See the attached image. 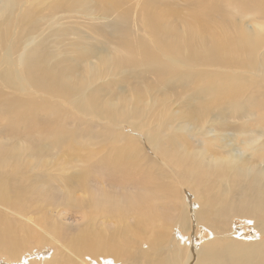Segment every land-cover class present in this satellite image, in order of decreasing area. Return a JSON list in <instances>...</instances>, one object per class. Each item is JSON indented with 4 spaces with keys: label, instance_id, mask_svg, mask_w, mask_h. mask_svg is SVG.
Segmentation results:
<instances>
[{
    "label": "bare ground",
    "instance_id": "1",
    "mask_svg": "<svg viewBox=\"0 0 264 264\" xmlns=\"http://www.w3.org/2000/svg\"><path fill=\"white\" fill-rule=\"evenodd\" d=\"M121 1L0 0V264H264V0Z\"/></svg>",
    "mask_w": 264,
    "mask_h": 264
},
{
    "label": "rangeland",
    "instance_id": "2",
    "mask_svg": "<svg viewBox=\"0 0 264 264\" xmlns=\"http://www.w3.org/2000/svg\"><path fill=\"white\" fill-rule=\"evenodd\" d=\"M133 2H135L134 0H132ZM130 2V0H123V1H121V5L119 6V8H118V10H117V12H121V11H124L123 9H125V7H126V9H128L129 7L130 8H132L133 6L131 5V6H128V5H130V4H132L133 2ZM145 0H142V6H143V2H144ZM160 4H158L157 5V2H156V9L157 10H159L160 8L158 7V6H161V7H164V6H175L174 5V0H171V2H170V0H157ZM123 2H125V3H123ZM126 3H127V5H126ZM173 3V4H172ZM134 4V7H133V9H130L129 10V12L130 13H134L135 12V10H136V5H135V3H133ZM123 6V7H122ZM148 6H151V5H148ZM153 6V5H152ZM259 7H262L263 9H264V6H259ZM125 9V10H126ZM131 10H133V12H131ZM160 11V10H159ZM182 11V10H181ZM180 10H178V12H181ZM169 12H172V9H171V7H170V9H169ZM116 13V12H115ZM114 13V14H115ZM255 13V12H254ZM253 13V14H254ZM56 14H58V13H56ZM113 14V15H114ZM169 18H170V20L172 19V21H173V16L172 15H170L169 14ZM82 22V21H81ZM72 25V24H71ZM83 25H85V22H82L81 23V25H77V24H73L72 26L75 28V29H78L79 28V30L78 31H80L81 32V34L83 35V36H86L87 34H85L86 33V30H84L85 28L83 27ZM245 26H248L247 24L245 25ZM82 27L84 28V29H82ZM83 31H84V34H83ZM243 232V235L244 236H246V238L245 239H247V236L248 235H250L251 234V232L249 231V230H243L242 231ZM200 235L201 236H207V232L205 231L204 233L203 232H200ZM200 235H196V241L194 242V245H197V244H199L201 241H202V239H199V238H202Z\"/></svg>",
    "mask_w": 264,
    "mask_h": 264
}]
</instances>
